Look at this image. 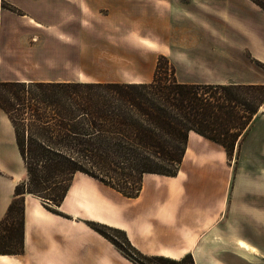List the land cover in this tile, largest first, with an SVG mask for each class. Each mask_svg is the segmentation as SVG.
<instances>
[{"label":"crops","instance_id":"obj_1","mask_svg":"<svg viewBox=\"0 0 264 264\" xmlns=\"http://www.w3.org/2000/svg\"><path fill=\"white\" fill-rule=\"evenodd\" d=\"M38 4H44L40 5V14H30L29 19L38 24L37 27H49L37 31L46 33L55 52L61 53L73 44L82 47L85 42L88 43L86 38L90 37L98 50L119 60L118 44L122 36L116 30L121 28L122 16L134 19L138 13L145 14L150 18V24L145 27L159 30L156 34L160 40L149 35L137 38L138 42L153 47L158 53L155 57L150 52L148 71L127 79L117 77L90 81L148 82L154 76L158 56L163 54L175 64L176 76L182 82L264 84V68L261 66L264 64V11L252 0H146L142 3L137 0H113L106 10H100L107 20L97 22L95 26L99 30L90 34L80 23L83 16L90 12L86 0H38ZM250 9L256 14L251 15ZM64 17L71 18L67 27L58 25L60 18ZM123 25L131 28L135 24ZM110 29L113 31H108ZM175 34L176 40L173 37ZM65 37L69 41L64 40ZM36 48L34 42L27 50L34 54ZM127 48L133 50V45L129 42ZM20 50L22 53L27 51L24 45ZM18 59L22 63H36L32 57L26 61L23 56ZM185 68L204 71L197 78L181 80L179 72ZM104 75L117 76L108 72ZM263 111L264 103L248 130L263 120L264 113L260 114ZM2 135L5 141L8 140L7 133ZM199 137L204 138L190 132L188 147L175 176L145 174L137 197H126L110 187L111 190L105 188L83 172L74 175L70 190L57 207L59 213L46 208L40 198L25 193L24 251L21 254H0V264H136L89 225L88 218L126 230L132 244L145 254L179 259L191 253L196 264H264L228 249L207 256L205 248L212 239H223L227 245L233 244L231 229L234 220L227 217L224 208L229 182L226 152L222 148H202ZM2 139L0 137V141ZM6 143L8 146L4 148H10L16 163L12 165L11 157L7 158L4 148H0V171L12 176L7 178L0 173V221L13 198L15 177L21 175L23 169L22 177L26 176L14 132H10V140ZM80 175L96 180L101 188L121 199L133 200L128 202L123 199L126 205L144 200L146 203L131 215L108 212L100 197H95V202L90 204L89 200L82 198L85 197L84 192L79 190L78 195L72 194L74 181ZM235 222L239 223L238 240H244L242 237L248 235V220L238 215ZM260 239L263 240L262 237Z\"/></svg>","mask_w":264,"mask_h":264},{"label":"trees","instance_id":"obj_2","mask_svg":"<svg viewBox=\"0 0 264 264\" xmlns=\"http://www.w3.org/2000/svg\"><path fill=\"white\" fill-rule=\"evenodd\" d=\"M252 1L264 10V0ZM263 103L264 84L182 82L163 54L148 82L0 81V109L14 128L26 170L0 221V254L24 251L25 193L59 213L74 175L83 172L137 197L145 174L178 173L191 131L223 146L230 158ZM93 224L136 264H195L191 253L179 259L145 254L126 230Z\"/></svg>","mask_w":264,"mask_h":264},{"label":"rangeland","instance_id":"obj_3","mask_svg":"<svg viewBox=\"0 0 264 264\" xmlns=\"http://www.w3.org/2000/svg\"><path fill=\"white\" fill-rule=\"evenodd\" d=\"M137 1L138 3H142L146 0ZM37 3L38 0H0V81L29 79L90 81L114 79L117 77L127 79L148 71L150 52H153L154 56L157 57L158 53L153 47H149L143 42H138V39L146 35L154 36V39L160 40V36L156 34L159 30L145 27L150 24V18L142 13H138L134 19L128 18V16L121 17V28L116 30L119 31L122 36L118 44V54L121 56L119 60L114 59L111 55H105L98 50L96 46L91 43L92 38L90 37L86 38L88 43L85 42V45L82 47L73 44L71 48L61 50V53L55 52V48L51 42H49L50 39L46 37V33L37 31L38 29L47 30L49 27L46 25L37 27L38 24H35L29 19V16H32L30 14H40L42 10V6L40 5L44 4L37 5ZM112 3L113 0H86L90 12L84 15L80 20L81 27L88 31L89 34L99 30V28L95 26L96 23L107 20L104 13H100V10H106ZM21 5H24V8ZM44 10L45 8L43 12ZM249 12L251 15L256 14V11H252L251 9ZM1 20L3 21L1 22ZM70 20L71 18H60L58 25L67 27L70 25ZM123 23L135 25L129 28L125 27ZM100 31L107 32V30ZM108 31L112 32L113 30L110 29ZM133 34L135 35L133 36ZM173 37L176 40V34ZM6 38L7 40H5ZM66 39L68 40V38L65 37L64 40ZM172 41L174 40L172 39ZM34 42L37 45L36 51L34 54L29 53L27 48ZM129 42L133 45V50L132 48L127 50ZM22 45H24L27 50L25 53H22L20 50ZM202 46L203 45H201V47ZM80 47L81 51H79ZM22 56L25 61L29 57L35 58L36 63H22L20 59H18ZM127 58L130 60H126ZM172 64L177 74L176 66L173 62ZM203 71V69L198 68L182 69L179 72L180 79L188 80L197 78L198 74H200V72L203 73ZM105 72L113 73L117 76H105ZM263 113L264 111L260 114ZM10 132H14L13 127L3 110L0 109V137L3 138V141H0L1 149L2 147L8 146L6 142L10 140ZM2 133H4V135L7 133L9 137L8 140H4ZM199 138L202 148H222L226 152L223 146L206 138ZM191 148L193 154L194 150L192 144ZM3 150L5 156L10 158L12 155L11 152H9L10 148L6 147ZM11 162H13L12 165H14L16 160L11 157ZM227 164L226 175L228 176L229 182L226 189L224 208L226 209L227 217L234 220L233 228L231 229L233 244L227 245L223 242V239H212V241L206 245V254L210 257L223 252L224 249H228L229 251L233 250L243 253L254 262L264 263V117L262 121L258 122L256 125H252V127L246 131L240 146L235 147L232 156L229 158L227 155ZM19 168H21V166H19ZM1 172L2 171H0V173ZM2 174L4 177L12 178L9 173L2 172ZM23 174L24 169L21 175L19 174L15 177V186L25 179L26 176L22 177ZM101 185L104 186L103 184ZM104 187L110 189L107 186ZM223 189V191H225V188ZM79 190L84 192L86 197H82L84 201L89 200L88 203L91 204V202H95V197H100V200L104 202V206H107L106 210L111 213L117 211L116 213L118 215H131L146 203V200H144L126 205L124 200L128 202H132L133 200L125 198H123V200L113 195L109 191L101 188L96 180L85 175H80L75 179L72 194L78 195L77 191ZM109 205L111 208H108ZM238 215L248 220V235L242 237L246 242H244V240H238L240 238L238 229L239 223L235 222ZM86 220H89V225L93 226V223H95L98 228H101V223L90 222L93 221V219L89 218ZM111 233L120 246L127 251L123 242V234L117 231ZM1 234H4L3 229H0V236ZM260 237H262L263 240H261ZM194 263L196 264L195 260ZM206 264L214 263L208 262Z\"/></svg>","mask_w":264,"mask_h":264},{"label":"bare ground","instance_id":"obj_4","mask_svg":"<svg viewBox=\"0 0 264 264\" xmlns=\"http://www.w3.org/2000/svg\"><path fill=\"white\" fill-rule=\"evenodd\" d=\"M242 247V246H241Z\"/></svg>","mask_w":264,"mask_h":264}]
</instances>
